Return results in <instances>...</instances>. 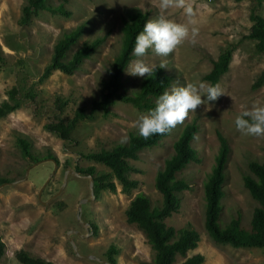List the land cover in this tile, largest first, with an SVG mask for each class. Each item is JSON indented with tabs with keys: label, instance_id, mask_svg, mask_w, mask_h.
<instances>
[{
	"label": "rangeland",
	"instance_id": "rangeland-1",
	"mask_svg": "<svg viewBox=\"0 0 264 264\" xmlns=\"http://www.w3.org/2000/svg\"><path fill=\"white\" fill-rule=\"evenodd\" d=\"M23 2L0 0V101L6 98L12 85L18 88L20 96V105L0 116V175L8 177L0 183V238L5 244L0 264H22L14 257L18 248L55 264H106L100 260L107 261L105 250L110 244L116 247L113 264L151 261L153 250L142 231L126 220L125 208L137 192L145 193L152 204L160 202V193L154 186L155 173L172 152V141L182 125L193 118L199 126L192 140L199 160L188 163L181 171L188 178L189 189L183 190L177 211L164 220L174 228L189 223L197 230L198 243L186 255L201 253L200 264H264V247H234L211 239L203 225L202 191L203 179L218 148V130L230 148L221 220L226 221L237 210L242 220H248L255 201L243 187L241 173L249 159H264V136L244 135L236 129L234 120L242 109H250L256 102L264 105V80L252 86L264 70V52L257 51L254 40L245 36L251 23V9L264 15V0H192L191 18L179 9L163 13L177 23L194 21L189 28L198 29L195 44L186 41L167 57L156 56L152 50L144 57L134 56L124 73L126 84L135 85L140 78L126 72L136 59H143L149 65L166 62L165 70L174 80L172 87L189 82L209 84L202 74L220 51L232 45L228 68L214 83L222 88L224 95L216 101H207L202 96L206 103L196 112H189L187 119L159 144L141 149L136 159L128 160L131 165L128 176L138 182L135 187L124 191L112 177L113 190H100L97 196L81 201L79 206L80 199L90 195V178L68 169L93 165L97 173L109 172L108 166L82 156L79 151L111 147L130 131L137 132L132 123L149 111L115 99L108 113L96 109L91 117L79 120L71 132L72 140L67 141L43 124L56 115H71L78 105L89 110L91 98L98 93L99 79L119 50L123 11L137 6L148 13L147 21L156 19L161 14L159 0H69V16L40 10L28 22L20 24ZM80 22L84 30L78 44L96 35L103 36L102 42L72 73L53 69L47 77L39 79L60 31ZM26 92L33 97H25ZM55 98L65 100L61 112L55 106ZM18 135L29 139L30 150L41 159L31 161L23 156L16 143ZM48 151L57 159L55 168L51 160L42 159ZM16 174L20 176L14 177ZM59 186L58 194L48 199ZM72 244L78 253L92 257L75 254ZM183 259L184 256L177 255L174 264Z\"/></svg>",
	"mask_w": 264,
	"mask_h": 264
},
{
	"label": "trees",
	"instance_id": "trees-1",
	"mask_svg": "<svg viewBox=\"0 0 264 264\" xmlns=\"http://www.w3.org/2000/svg\"><path fill=\"white\" fill-rule=\"evenodd\" d=\"M68 3L69 0H24L18 21L20 24L26 23L32 14H36L40 10L69 16L71 11L67 7ZM147 16L148 13L137 6L128 7L123 11L119 50L107 67L105 75L100 77L98 93L95 98H91L89 110L86 111L83 106L78 105L71 115L67 117L56 115L55 119L46 121L43 124L44 128L67 141L72 140L71 132L79 120L91 117L92 112L96 109H100L104 114L108 113L110 105L115 99L130 102L139 110L154 109L156 99L164 91L171 90L174 84L172 74L168 73L165 68L157 67L154 78L140 77L138 82L131 86L126 84L124 77L125 70L134 57L132 50L135 45V37L143 30ZM249 19L251 23L245 36L254 40V47L257 51L264 52V15L251 9ZM83 30L84 24L80 22L71 28L60 31L39 79L47 77L53 69L72 73L80 67L85 58L94 52L102 42L103 36L96 35L78 44L77 40ZM231 46L220 51L212 60L211 67L202 74V78L209 84L214 85L227 70L231 59ZM155 65L159 66V64ZM263 80L264 70L257 75L252 86H258ZM18 93L19 90L15 85L8 88L6 98L0 101V116H4L20 105ZM25 97L33 96L30 92H26ZM55 100V106L61 112L65 100L62 98H55ZM198 129V123L194 118L186 121L172 141V152L164 158L161 167L157 169L154 186L160 193V202L152 204L145 193L137 192L125 208L126 220L134 223L142 231L153 250L151 261L139 260L137 264H174L177 255L184 256L179 264H200L203 260V255L199 252L186 255V252L198 243L197 230L189 223L174 228L164 220L172 212L177 211L183 190L189 189L188 178L181 171L188 163L199 160L192 144ZM168 134H156L145 140L138 135V132L130 131L127 135L128 142L125 144H121L119 141L108 148L79 151L82 156L108 166L109 172L97 173L93 165L76 166V170L92 177V191L95 196L100 190L115 188L112 177L118 180L122 190L129 191L138 182L128 176L131 170L128 160L136 159L141 149L159 144ZM216 137L218 148L214 155V161L202 182L203 225L214 242L228 243L234 247H264V159H249L246 163V170L241 173L242 185L255 201L248 220H242L240 212L237 210L235 214H231L226 221L222 222L221 198L224 195L225 165L230 148L226 137L218 130ZM16 143L24 157L31 161L41 159L30 150L28 138L18 135ZM45 156L53 157L56 160V157L49 151L45 153ZM18 176L20 174H16L14 177L18 178ZM7 180V176L0 175V183ZM244 224L246 227H243ZM4 250L5 244L0 238V256ZM115 252L114 244H110L105 250L107 261L111 264L114 263L113 254ZM14 257L22 264H55L53 261L24 248L15 250Z\"/></svg>",
	"mask_w": 264,
	"mask_h": 264
},
{
	"label": "clouds",
	"instance_id": "clouds-1",
	"mask_svg": "<svg viewBox=\"0 0 264 264\" xmlns=\"http://www.w3.org/2000/svg\"><path fill=\"white\" fill-rule=\"evenodd\" d=\"M161 14L156 19L148 20L143 25V30L136 35L132 55L135 57L146 56L148 50L156 56L167 57L186 41L196 42L198 29L189 28L194 23L189 19V24L177 23L167 18L163 13L168 9L182 10L184 15L191 18L193 13L192 0H159ZM157 67L167 68V63L162 61L159 66L147 64L143 59H136L126 71L128 75L141 78H154ZM224 95L222 88L205 82H189L184 86L172 87L164 91L155 101L154 109L147 114H142L132 123L138 135L145 140L153 135L170 133L177 125L182 124L189 112L196 110L207 101H216ZM234 124L237 130L244 135L264 136V105L256 102L250 109L244 108L236 115ZM128 142V136H122L120 143Z\"/></svg>",
	"mask_w": 264,
	"mask_h": 264
},
{
	"label": "water",
	"instance_id": "water-1",
	"mask_svg": "<svg viewBox=\"0 0 264 264\" xmlns=\"http://www.w3.org/2000/svg\"><path fill=\"white\" fill-rule=\"evenodd\" d=\"M52 161H53V163H54V166H53V167L55 168V167H56V164H55V160H54L53 158H52ZM54 168H53V169H54ZM68 171L77 174V171H76V170H68ZM89 178H90V181H89V192H90V195H89L88 197L81 198L80 201L78 202V206L80 205V202H81V201H87L88 199L94 197V194H93V191H92V177L90 176ZM2 183H3V182H2ZM61 186H62V185H61ZM59 191H60V187H59L58 190H56L51 196H49L48 199L54 197L56 194H58ZM38 197H39V194H38ZM48 199H47V200H48ZM47 200H44V202H46ZM72 248H73V251L75 252V254H77V255H80V256H82V257H86V258H91V257H92V256L89 255V254H80V253H78L77 250H76V246H75V244H72ZM94 258H96V257L94 256ZM96 259H97V258H96ZM100 261H101V262H104V263H106V264H111L109 261H105V260H100Z\"/></svg>",
	"mask_w": 264,
	"mask_h": 264
},
{
	"label": "flooded vegetation",
	"instance_id": "flooded-vegetation-1",
	"mask_svg": "<svg viewBox=\"0 0 264 264\" xmlns=\"http://www.w3.org/2000/svg\"><path fill=\"white\" fill-rule=\"evenodd\" d=\"M52 158L53 157H50V156H45L44 158H42V159H49V160H51L52 161ZM54 159V158H53ZM55 160V159H54ZM57 160V159H56ZM56 160H55V164H56V166H57V162H56ZM53 162V161H52ZM53 166H54V163H53ZM68 170H76V167L75 168H73V169H68ZM77 171V170H76ZM73 173V172H72ZM78 173H80V172H78L77 171V174ZM75 174V173H74ZM81 175H87V174H82V173H80ZM89 176V175H88ZM90 177V176H89ZM60 187V186H59ZM58 190V189H57ZM94 194V193H93ZM52 195V194H51ZM50 195V196H51ZM95 196V195H94ZM82 223H85V221L84 222H82ZM72 246V245H71Z\"/></svg>",
	"mask_w": 264,
	"mask_h": 264
}]
</instances>
